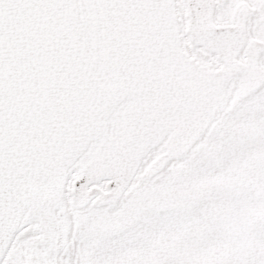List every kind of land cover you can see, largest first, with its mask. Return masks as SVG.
Masks as SVG:
<instances>
[{"label":"snow or ice","instance_id":"snow-or-ice-1","mask_svg":"<svg viewBox=\"0 0 264 264\" xmlns=\"http://www.w3.org/2000/svg\"><path fill=\"white\" fill-rule=\"evenodd\" d=\"M0 264H264V0H0Z\"/></svg>","mask_w":264,"mask_h":264}]
</instances>
